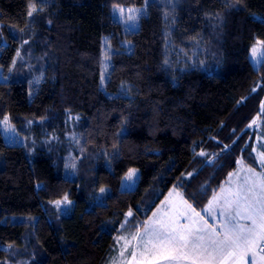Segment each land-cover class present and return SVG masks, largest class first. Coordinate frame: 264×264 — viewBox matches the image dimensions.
I'll list each match as a JSON object with an SVG mask.
<instances>
[{
	"label": "trees",
	"instance_id": "16d2710c",
	"mask_svg": "<svg viewBox=\"0 0 264 264\" xmlns=\"http://www.w3.org/2000/svg\"><path fill=\"white\" fill-rule=\"evenodd\" d=\"M116 6L142 8L136 27ZM257 40L264 0H0V121L8 116L34 139L33 148L29 137L9 142L0 124V264L26 234L32 264H104L114 238L134 232L174 186L200 211L238 159L261 170ZM133 166L136 186L121 189ZM64 196L73 208L57 216L51 201Z\"/></svg>",
	"mask_w": 264,
	"mask_h": 264
},
{
	"label": "snow or ice",
	"instance_id": "6c2138e0",
	"mask_svg": "<svg viewBox=\"0 0 264 264\" xmlns=\"http://www.w3.org/2000/svg\"><path fill=\"white\" fill-rule=\"evenodd\" d=\"M231 6L236 7V4ZM116 10L126 21H135L140 11L125 10L119 6ZM37 11L36 4L30 3L28 17ZM126 12L129 13L127 16ZM261 48H264V41L257 40L252 46L251 55L255 63H260L257 54L261 53ZM103 79L102 74V82ZM261 112H264V101H261ZM255 123L254 118L252 124ZM0 124L11 128L8 116ZM255 151L257 149L253 148ZM196 155L205 156L206 153L201 151ZM259 155L264 158V152ZM241 160L237 161L238 166ZM240 171L246 172L242 182L234 183L229 179L228 184L234 186L221 185L201 211L177 193L181 195L182 211L170 208L165 213L158 209L146 220L137 222L135 232L127 237L121 235L114 238L118 245L120 241L124 243L119 249V256L113 258V264L117 261L119 264H264V159H261V171L238 167L237 171L228 174L229 178L239 176ZM135 173V169H129L127 179L131 180ZM192 175L191 172L187 174L188 177ZM100 191L103 193L105 189ZM166 202L168 197L161 203ZM55 203L59 205L61 201ZM63 203L70 201L65 197ZM133 215L131 209L125 214L121 230Z\"/></svg>",
	"mask_w": 264,
	"mask_h": 264
},
{
	"label": "rangeland",
	"instance_id": "374dc122",
	"mask_svg": "<svg viewBox=\"0 0 264 264\" xmlns=\"http://www.w3.org/2000/svg\"><path fill=\"white\" fill-rule=\"evenodd\" d=\"M119 7H122L125 10H127V9H140V11L136 14L137 15V19L135 21H126L125 19H122L119 16V13L116 10V7L114 8V14L116 15V17H118L120 20H122L125 24L136 27V25L138 24L137 23L138 22V16H139L140 12L142 11V8L141 7H136V6H119ZM128 14L129 13H127V12L125 13L126 16ZM260 41H262V40H260ZM254 44H256V42ZM251 49H252V47H251ZM261 53H264V48H261ZM261 53L257 54V59L260 61V63H261L262 59L264 58V55H261ZM250 58H251L253 64L256 67L260 64V63H255L253 61V58H252V55H251V50H250ZM106 62L107 61L105 60V64H106ZM38 78H39V75H34L33 79H34V81H38ZM0 79H4V75L1 73V70H0ZM69 122H70V125H69L70 128H73V126H74V117L73 116H69ZM1 126H2V129H3L4 135H5L6 139L9 142L27 144V140H28L27 138L29 137L30 141H31V144H32L31 147L32 148L34 147V144H33L34 139H33V136H32V134L30 132H22L21 130L17 129L13 124H11V128H5L2 124H1ZM67 138H72V140H69V141H74V139L76 138V133L75 132H73L71 134L69 133L67 135ZM51 140H52L51 138L48 139L46 141V145H50V144L53 145V143H52L53 141H51ZM262 145H264V136L259 134L256 137V140H255V148L257 149V151H255L254 153L256 154L257 160L259 161L260 164H261V159H264V158H260V155H259L260 153L264 152L263 149H262ZM74 147H75V145H73L71 147H70V145L66 146V150H65V154H64L65 155V167L68 169V175H70V176L74 175V168H75V165H76V160H75V156H74V152H73L74 151ZM32 148H30L29 151H32ZM238 160H241V159H238ZM73 165H74V167H73ZM238 167L240 169H246L249 166L246 165L243 160H241V164L239 166L237 165L236 169H234L231 172L237 171ZM130 169H135L136 173L132 177V179L129 180V179H127V173H128L129 170L127 171V173L122 178L121 189H132V188H134L136 186L137 178H138V175H139V169L137 167H135V166L131 167ZM259 171H261V170H257V172H259ZM245 174H246L245 171H240L239 172V176H233L231 178H229V176H228V178L226 179V181L224 182L223 185L225 187L234 186V184L233 185H229L228 184L229 179H231L234 183H239V182H242V178L245 176ZM102 188H104L105 191L102 193L99 190V192L97 194V197H96V201L97 202H104V199H105V197H106V195H107V193L109 191V189L107 187H105V186L102 187ZM171 189L180 191L177 187H175V188L173 187ZM65 197H67V196H64L62 198H58L56 200H52L51 201V209L50 210H51L52 213L55 212V214L57 216H60L61 214H68V213L71 212V210L73 208V202L67 197V200L70 201V203H63ZM169 198L170 197H168V202H166L165 204L159 203L152 210V212L150 213L149 217L152 216V214L154 212H156L158 209H161L165 213H167V211H169L170 208L173 211H176L177 209L174 207V205H172L170 203V199ZM163 199L162 200L165 201V197ZM56 201H61V203L59 205H57L55 203ZM16 219L19 220V221H27L30 225H33L34 221L36 220V217L35 216H31V215H27V214H21V215H17ZM33 229H34V227L31 226L30 230L32 231ZM121 235H124V236L127 237L129 235V233H121L118 236H121ZM31 238H32L31 236L26 234L25 237H24L25 245L22 248H20V246H18V247L13 248L12 250H10V252L8 253V256L6 257L5 264H32V263H34L36 261V254H35V251L33 249L31 250V247H30ZM123 243H124L123 241H120V243L118 245L117 242H115L114 246L112 247L113 249L109 253L107 259L104 262V264H113V258L119 256V249L122 247ZM133 243H135V241H133ZM117 264H119V261H117Z\"/></svg>",
	"mask_w": 264,
	"mask_h": 264
},
{
	"label": "crops",
	"instance_id": "0c3cea01",
	"mask_svg": "<svg viewBox=\"0 0 264 264\" xmlns=\"http://www.w3.org/2000/svg\"><path fill=\"white\" fill-rule=\"evenodd\" d=\"M170 193H171V195H170ZM177 193H179V194H181L182 195V197H183V194L181 193V191H178V190H174V189H171L168 193H167V195L165 196V198L166 197H170L169 199H170V203L172 204V205H174V207L177 209V210H180V211H182L183 210V205L181 204V195H178ZM183 199L184 200H186L184 197H183ZM211 199V198H210ZM209 199V200H210ZM164 200V199H163ZM162 200V201H163ZM161 201V202H162ZM160 202V203H161ZM207 204H208V202H207ZM207 204H206V206H207ZM205 207V206H204ZM203 207V208H204ZM167 212H169V211H167ZM182 220H183V218H182Z\"/></svg>",
	"mask_w": 264,
	"mask_h": 264
}]
</instances>
